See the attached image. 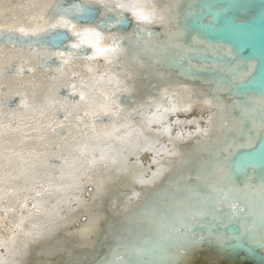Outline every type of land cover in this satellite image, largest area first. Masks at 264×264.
I'll use <instances>...</instances> for the list:
<instances>
[{
  "label": "bare ground",
  "instance_id": "obj_1",
  "mask_svg": "<svg viewBox=\"0 0 264 264\" xmlns=\"http://www.w3.org/2000/svg\"><path fill=\"white\" fill-rule=\"evenodd\" d=\"M61 1L72 4L67 0H0V33L39 35L66 28L58 23L62 17L68 20L66 15L57 16L54 9ZM82 1L100 6L102 15L115 3V0L108 4L105 0ZM209 1L130 0L142 5L145 12L155 13L151 22H140L130 9H122L130 12L142 30L145 43L142 47L136 45L139 37L133 30L104 31L98 24L85 25L70 19L76 27L67 28L74 39L68 43L67 51L17 46L0 40V165L11 177H20L8 181L4 202L0 204V209L5 206L15 209L8 213L7 219L0 220V260L7 264L12 261L18 264H206L209 260L219 264H252L253 258L234 254L226 242L230 239L227 234L212 231V219L222 224L239 222L241 230L247 233L244 243L255 251H264V173L245 168L241 155L228 161L238 148H250L264 134V96L251 92L243 95L241 89L232 86L247 79L255 61L221 62L216 58L222 53L233 56L230 48L221 42H208L200 35L203 19L206 22L210 16L203 14L200 19L198 15ZM219 5L217 1L210 4L214 11ZM155 26L159 32L147 31ZM90 27L102 33L101 45L105 47L112 46V36L124 37L119 42L125 51L115 56L109 54L111 63L104 56L91 60L84 59L85 55L69 56L76 50L71 44L79 40L74 32ZM204 48L213 57L208 66L192 53L204 52ZM143 50H148L147 58L140 57ZM61 52L65 54L63 57L57 55ZM53 54L58 62L44 63ZM171 64L179 66L174 69ZM9 66H14L16 71H10ZM125 85L132 89L131 93L117 91ZM65 86L75 96L61 95ZM165 88L169 97L197 102L189 112L169 114L167 123L195 118L199 125H172L170 134L195 133L197 126L207 129V134L201 132L170 142L168 133L145 129L144 135L157 149L161 145L174 149L176 156L161 153L166 169L163 178L153 185H141L135 182L140 173L147 179L157 165L151 164L148 170L155 152L147 150L145 143H128L136 141L137 133L148 123L146 117L150 115V112L141 115L133 108L149 97L159 96ZM14 96L19 103L8 107L7 99ZM205 100L210 103H203ZM117 106L121 108L118 115ZM106 110H111L113 115H103ZM60 111L62 117L58 116ZM86 112L96 114L85 115ZM161 126L153 123L152 129ZM103 153L126 157L128 167L117 171L116 165L110 164L109 170L104 171L99 163ZM93 158L98 163L90 166ZM136 160L144 167H133ZM232 169L236 173H231ZM62 172L64 180L60 179ZM22 173L34 175L45 187L49 181L57 185L72 183L67 176L75 173L88 201L79 208L74 202L57 206L63 193L45 195L44 207L53 213L55 223H49L44 214L35 215L25 222L24 231L36 223L44 226L45 236L50 238L31 242L26 249L23 243L26 238L19 229H15L18 233L15 241L9 239L13 225L19 220V200L25 195L34 196L21 191L25 186ZM100 175L107 178L105 190L92 200L94 188L90 181ZM133 191L140 196H132ZM78 193L79 188H73L67 195L71 198ZM56 212L65 219L57 217ZM89 214L102 219L95 231L82 234L77 230L87 223ZM3 216L4 212L0 211V217ZM205 216L210 222L206 224L207 239L202 251L185 254L180 249L181 255L176 256V246L182 239H178L180 233L175 229L192 225L194 217L198 221ZM249 217L253 221L247 222ZM20 249H24L23 254L19 253ZM130 251L136 253L128 260Z\"/></svg>",
  "mask_w": 264,
  "mask_h": 264
},
{
  "label": "water",
  "instance_id": "obj_2",
  "mask_svg": "<svg viewBox=\"0 0 264 264\" xmlns=\"http://www.w3.org/2000/svg\"><path fill=\"white\" fill-rule=\"evenodd\" d=\"M67 1H72V4H63L61 1L54 6L57 16L65 14L64 10L71 8L73 4L87 6L90 19L82 17L79 13L74 16L71 12L65 14V17L68 20L70 19L80 24H98L102 26L100 29L104 31L128 32L133 30L136 37H139L136 41V45L142 47L145 44L141 38L142 30L138 28V23L135 22L128 10H117V12L108 11L102 15L101 12L103 9L98 5L85 4L82 0ZM215 1L220 2L216 11L212 10V6H210V4ZM208 5L210 7H208ZM208 5L202 13L198 15L200 19H202L203 14H206L207 17L210 16V19L206 22L203 19V31L200 35L208 42H221L230 48L233 56H226L225 53H222L219 58H216L221 60V62L234 64L239 59L255 61L254 69L247 79L239 84L233 83L232 86L241 89L243 95H247L251 92L264 96V0H210ZM116 13H118L119 16H117ZM118 17H123L124 22L117 23ZM147 31L149 33L159 32V27H151L148 28ZM0 40L17 46L28 45L31 48L37 47L67 51L69 48L68 43L72 42L74 39L70 29L56 28L39 35L32 33L20 34L14 31L2 32L0 33ZM204 50V52L195 51L192 53L204 62V66H208L209 61H212L213 57L209 54L207 49L204 48ZM92 51L93 49L90 45H83L80 49H76L74 53L87 56ZM148 54V50L140 51V57L142 58H147L149 56ZM219 60L217 62H220ZM57 62V57L53 54L50 58H47L44 63L54 65ZM41 66L43 65L41 64ZM172 66V68L175 69L179 65L173 64ZM9 67L10 71H16L14 66ZM69 90V87L65 86L61 89L60 93L63 96H75L70 93ZM123 98L124 97L121 99ZM18 103L17 96L9 97L6 101L8 107H15ZM58 114V116L62 117L61 111ZM240 155L244 158L245 168H251L255 171L264 173V134H262L250 148H238L228 161L230 162L234 157ZM231 173H236V170H233ZM207 219L208 217L206 216L199 219L195 227L193 224L187 226L188 230L193 231L195 234L206 236V224L210 222L207 221ZM248 221H253V218H247V222ZM210 223H212V231L216 233L222 232L230 237L226 242L232 246L234 254L240 255L241 257L248 256L250 259L253 258L251 261L252 264H264V251L261 249H256L255 251L251 245L244 243L246 242L245 237L247 233L241 230L239 222L233 220L227 224H222V222L212 219ZM175 230L181 234L185 229L179 226ZM103 246L105 245L103 244ZM135 253V251H130L127 254V259H132ZM59 254L63 255V252ZM59 254L50 259L57 257Z\"/></svg>",
  "mask_w": 264,
  "mask_h": 264
},
{
  "label": "snow or ice",
  "instance_id": "obj_3",
  "mask_svg": "<svg viewBox=\"0 0 264 264\" xmlns=\"http://www.w3.org/2000/svg\"><path fill=\"white\" fill-rule=\"evenodd\" d=\"M111 0H105V3H110ZM122 9H130L132 11V15L135 17L137 21L140 22H151L153 19H155V13L152 12H145L143 10V6L139 3H133V2H124V0H115V3L109 7V12L116 11V10H122ZM65 14L68 12L75 14L79 13L82 17H85L86 19H90L88 15V9L87 6L79 5V4H73L71 8L65 9ZM161 20L163 17L160 18ZM124 18L118 17L117 23H123ZM63 27L66 28H72L75 29V25L71 24L70 21L64 20L63 17L58 22ZM53 28L56 27V25H52ZM21 32H24L23 28L19 29ZM134 34V33H133ZM74 35L79 37V40L73 44H71L72 49H80L83 45H90L91 48L94 50L92 52L91 56H85L84 59L91 60L97 56H104L106 60H108L109 63L112 61L109 59V54H112L113 56L123 53L125 49L119 42L120 40L125 39L124 37H116L112 36V46L105 47L101 45L102 40L104 39V36L100 31H98L95 27L85 28L81 32H74ZM132 35V34H130ZM57 55L63 57L65 54L63 52L57 53ZM69 56L76 55L75 53H69ZM91 70V69H89ZM117 84H120V81H117ZM118 92H126L131 93L132 89L125 85L123 88L118 87ZM115 95V94H114ZM81 99H85V95L81 94ZM115 103V101H113ZM197 103L196 101H193L191 98L184 99V98H175L173 95L172 97L168 96L167 89H161V94L159 96L155 97H149L145 99L143 102L139 103L138 107L133 108L134 112H139L141 115H143L145 112H150V115H148L147 121L148 123L146 125H142L141 129L137 133L136 141L129 140V144H139L141 142L145 143L147 145V150H151L155 152V156L151 158L150 164L147 166L148 170H151V164L157 165V168L155 171L151 172V176L147 179L144 178V173L141 172L138 179H136V183H139L141 185H153L158 180L163 178V175L166 171L164 168V157L161 155V153H164L165 155L169 157L176 156V152L174 149H169L163 145L159 149L155 147V144L152 143L147 139V137L144 135L145 129L160 132V133H168V139L170 142L176 141L181 139L184 136H193L197 133L203 132L204 134H207V129H201L199 126L196 128L195 133H177L175 136H172L171 133V127L172 125H186V124H192L196 123L199 125V121L195 118L189 119V120H175L172 121L171 124L167 123L168 115L169 114H176L177 112H189L191 111L193 105ZM203 103L208 104L210 101H203ZM153 109H155L153 111ZM121 112V108L117 106L115 114L118 115ZM96 113H90L86 112L85 115H95ZM103 115H113L111 110H106L103 112ZM209 121L211 120V117L208 118ZM158 123L162 126L158 129H152V124ZM93 129L95 128V125L92 126ZM110 135V134H109ZM130 135V133H129ZM119 140H124V137H117ZM123 150H121L122 152ZM67 164V161H65ZM98 161L96 158H93L91 161H89L90 166L96 165ZM99 163L102 164L103 170L108 171L111 165H116L117 171H120L122 169H126L128 167L127 165V159L126 157L122 156H109L106 153H103L99 157ZM170 166V162H169ZM133 167H141L144 166L140 165L139 160L133 161ZM3 166L0 165V204L4 202L5 199V186L11 179H20V177H11L10 174L3 172ZM24 175V187L21 189V191L24 192H31L34 193V196H28L25 195L22 199L19 200V220L16 224L13 225V235L9 237L10 240L13 242L15 241V237L18 235V233L15 231V229H19L20 232L24 235L26 240L24 243V249L28 247V244L31 242L39 241L40 239L44 238H50L45 236V228L44 226H41L39 224L33 223L31 225V228L27 231H24V224L26 221H30L34 218L35 215L44 214L48 218L49 223H55V220L53 219V213L50 212L47 208L44 207V205L47 203L44 199H42L45 195L51 197L53 193H63V195L60 196V198L57 200V206L61 204H70V203H76L77 208L81 206H86L88 204V201H86L83 197V191L84 187L81 184L77 183V180L79 179L75 173H69L67 178L72 181V183H66V184H53L51 181L48 182L47 186L45 187L44 184H41L36 181V178L34 175H28L27 173H22ZM61 180L66 179L64 173H61L60 176ZM107 178L100 176H94L91 178V183L93 184V194L91 199L95 200L99 196V194L105 190L104 185ZM73 188H79V193L75 197H68V192L72 190ZM132 196L139 197L140 193L133 191ZM41 198V199H37ZM129 201H131L132 197H128ZM30 205V206H29ZM235 208L236 206L233 205ZM0 211L4 212V216L0 217V220L7 219L8 213L15 211L14 208H8L3 207L0 209ZM75 211V209H73ZM236 211H239L237 208ZM25 212H27V215H25ZM55 215L59 217L60 219H65L64 217L59 216V212H56ZM202 215V214H198ZM102 219L101 216H92L89 214V219L87 223L83 226L81 230H77L78 232H81L82 234H91L93 231H95L100 223V220ZM193 226L195 227L197 221L194 217L192 220ZM182 227L185 229L178 239H182V242L179 243L176 246V256H180L181 252L180 249L184 250V253H191L195 254L198 251H202V245L205 243L207 237L202 235H196L193 231H189L187 228V225H182ZM49 231H51L49 229ZM24 249L18 250L20 254L24 253ZM0 264H7L6 261L0 260ZM11 264H18L17 261H12ZM206 264H219L218 261H212L209 260L206 262Z\"/></svg>",
  "mask_w": 264,
  "mask_h": 264
}]
</instances>
